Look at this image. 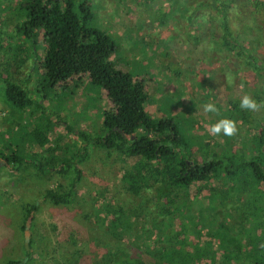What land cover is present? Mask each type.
Masks as SVG:
<instances>
[{
    "label": "trees",
    "instance_id": "trees-1",
    "mask_svg": "<svg viewBox=\"0 0 264 264\" xmlns=\"http://www.w3.org/2000/svg\"><path fill=\"white\" fill-rule=\"evenodd\" d=\"M185 1L187 25L199 30L193 40L204 42L208 52L204 58L216 67H226L228 71L231 65L234 69L227 77L234 79L237 94H229L222 106L215 104L219 109L210 123L224 118L236 121L238 131L245 133L242 139L250 147L227 136L221 145L212 139L213 135L197 128L190 130L193 111L203 112V105L214 101L207 93L190 91L185 117L187 133L177 117L161 115L157 120L151 119L145 111L148 90L130 74L115 68L110 60L112 40L87 27L92 18L88 0H15V37L0 30V37L5 40L12 43L19 37L28 44L30 61L41 73L42 94L74 77L78 81L84 78L101 89L110 103L109 111L102 116L100 135L89 139L85 133L62 124L75 137L74 142L71 146L50 145V128L59 122L45 115L43 105L29 97L24 84L9 75V64L0 59L3 101L19 114L36 108L46 122L34 123L31 128L16 124L19 130L28 131L29 148L42 149L44 154L22 156L15 150L8 155L4 149L0 160L5 166L11 164L16 172L20 165L29 163L42 174L53 172L64 177L71 173L65 185L57 184L41 193L42 199L52 206H66L72 202L80 182L79 165L85 161L88 148L96 146L123 161L120 182L124 190L148 203L145 208L154 225L143 230L142 224L139 231L132 229L133 222L122 235L113 233L111 220H107L103 210L97 213L104 214L95 216L100 222L98 231L113 242L103 243L92 237L101 244L99 251L105 250L94 264H264V4L260 0ZM37 40L43 49L40 57L33 59ZM3 49L0 38V52ZM201 59L199 63L204 61ZM22 63L23 60L16 67ZM205 84L203 80L195 81L200 91L206 89ZM246 94L262 105L259 111L240 108ZM8 133L10 140L11 131ZM35 210L34 204H26L22 220L30 222ZM227 216L234 221L225 228ZM239 235L248 249L246 258L216 243ZM205 249L208 255L204 254ZM69 264L81 263L74 260Z\"/></svg>",
    "mask_w": 264,
    "mask_h": 264
},
{
    "label": "rangeland",
    "instance_id": "rangeland-1",
    "mask_svg": "<svg viewBox=\"0 0 264 264\" xmlns=\"http://www.w3.org/2000/svg\"><path fill=\"white\" fill-rule=\"evenodd\" d=\"M260 1L264 4V0ZM14 2L0 0V30L13 38ZM88 3L92 18L87 27L105 33L112 40L114 51L110 60L115 68L127 72L145 91L148 90L149 102L145 111L151 119L157 120L161 115L177 117L187 133V98L192 94L190 91L199 92V95L207 93L214 97V101L208 100V103L220 106L229 94H237L234 79L227 77L229 72L234 71L233 67L229 65L227 71L226 67H216L208 62L204 42H194L193 36L199 30L187 25V1L88 0ZM0 38L4 46L0 59L9 64V75L24 84L34 102L43 105L45 115L59 122L50 128V145L71 146L74 142L75 137L64 130L62 124L74 128L75 132L85 133L89 139L100 135L103 113L110 109V103L101 89L91 86L84 78L78 81L74 77L48 88L42 94L39 89L41 73L30 61V52L26 50L28 44L19 37L12 43ZM35 46L37 53L33 59L39 58L43 49L39 40ZM201 58L204 61L199 63ZM22 60V65L17 68ZM201 80L206 82L203 91L195 85V81ZM224 82L227 84L222 85ZM2 88L0 82V153L5 149L4 154L8 155L15 150L22 152V156L27 153L44 154L42 149L31 145L29 148L28 131L16 127V124H27L28 128L34 123L44 125L46 122L40 118L38 109L31 107L30 111L17 113L3 101ZM212 116L213 113L193 111L190 130L197 128V131L210 135L208 129ZM244 135L243 131H238L235 136L227 138L244 142ZM224 137L221 133L219 138L213 135L212 139L222 145ZM245 144L250 147V143ZM230 146L233 148L232 143ZM10 166H5L4 160H0V264L12 260L17 264H69L74 260L81 264H94L105 250L99 251L101 248L98 245L101 244L92 237L103 243L113 242L98 231L100 222L95 216H103L102 212L97 214L101 210L107 220H111L110 225L116 235H122L125 227H132L133 222L132 229L139 231L142 224L143 230L154 225L152 215L147 214L150 211L145 208L148 203L131 197L120 182L125 167L123 161L113 153L105 154L96 146L88 148L85 161L79 165L80 182L76 185L72 202L66 206H52L42 199L41 193L57 184L65 185L71 173L64 177L53 172L42 174L29 163L20 165L14 172ZM26 204H34L36 210L31 214V221L25 223L22 216ZM226 219L228 224L224 221L223 225L228 228L234 219L230 216ZM89 227L91 231H88ZM243 240V236L239 235L224 242L217 240L216 243L246 258L248 249L243 246ZM203 252L206 255L209 253L206 249Z\"/></svg>",
    "mask_w": 264,
    "mask_h": 264
},
{
    "label": "clouds",
    "instance_id": "clouds-1",
    "mask_svg": "<svg viewBox=\"0 0 264 264\" xmlns=\"http://www.w3.org/2000/svg\"><path fill=\"white\" fill-rule=\"evenodd\" d=\"M239 106L242 110L246 111H259L262 107L261 104L257 103L255 99L247 94L241 98ZM203 111L205 113H216L218 109L214 103H206L203 105ZM208 131L210 135L218 136L222 133L224 136L232 137L238 132L237 122L228 118L220 119L212 124Z\"/></svg>",
    "mask_w": 264,
    "mask_h": 264
},
{
    "label": "water",
    "instance_id": "water-1",
    "mask_svg": "<svg viewBox=\"0 0 264 264\" xmlns=\"http://www.w3.org/2000/svg\"><path fill=\"white\" fill-rule=\"evenodd\" d=\"M26 226H27V224H26Z\"/></svg>",
    "mask_w": 264,
    "mask_h": 264
}]
</instances>
